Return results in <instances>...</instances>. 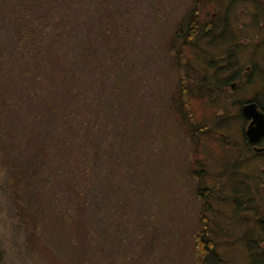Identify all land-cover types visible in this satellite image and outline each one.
<instances>
[{"label": "rangeland", "instance_id": "1", "mask_svg": "<svg viewBox=\"0 0 264 264\" xmlns=\"http://www.w3.org/2000/svg\"><path fill=\"white\" fill-rule=\"evenodd\" d=\"M19 1L0 0V9ZM194 2L105 0L95 18L75 0L87 21L71 15L59 30L34 26V34L0 11L8 37L0 44L33 54L34 75L45 79L43 106L36 91L0 83L17 125L29 117L36 127L32 142L23 133L9 144L0 133L1 264H196L192 238L204 227L216 264L264 255L259 215L247 208L259 192L236 182L255 170L239 165L221 135L241 139L235 102L254 94L264 60L253 39L264 32L254 18L264 0H199V30L172 52ZM23 35L32 43L17 41ZM55 126L60 133H50ZM54 157L67 161L60 179L49 168Z\"/></svg>", "mask_w": 264, "mask_h": 264}, {"label": "trees", "instance_id": "2", "mask_svg": "<svg viewBox=\"0 0 264 264\" xmlns=\"http://www.w3.org/2000/svg\"><path fill=\"white\" fill-rule=\"evenodd\" d=\"M74 1L75 0H67L66 2H63L62 0H20L19 2L15 3L14 6L5 5L2 9H0V11L9 13V18H12L14 15L18 14L21 19L20 27L23 31H26L28 27H31L32 34H34V26L36 33L40 30L42 31V29L44 28H46L47 30L51 29L52 31H57L59 30V26L62 23L64 17L68 18L71 15H74L76 18H78L79 22L87 21V19L91 17V15H88L89 12L78 8L80 5L74 4ZM80 1L81 3L89 6V8L94 11L95 18H98V15L102 10L105 2V0ZM33 3H35L36 6ZM63 3H66V7H63ZM194 3L195 6L190 8L187 13H185L184 18L180 21L179 29L175 31L176 37L173 39V41L171 40V44L173 45V48H171L172 52L173 50H176L178 48V46L175 45L176 39L181 38L183 41H185V39L188 40L195 34L196 29L199 30V24L196 23V14H198L197 7L199 6V0H195ZM59 4H62V8L58 7ZM154 16H159L157 11ZM154 23L155 20H152L151 24ZM68 30L70 31V27L68 28ZM7 39L8 37H0V42L2 43ZM17 41H21L27 44L32 43L30 41V37H26L24 35ZM14 43L17 47V43ZM0 45L5 48V51H7L6 55H0V59L5 60L2 62L5 67L0 69V83L5 85L4 90L9 89L11 91H14V89L16 88V84H18L22 87H26L28 90L36 91L37 94L34 101H36L37 104H41L43 106L45 104V88H43V82L45 81V79L41 81V79H39V77H41L39 73L37 75H34V71L37 68V60L35 59V56L30 52L29 54H24L19 53L18 51L15 52L14 49L10 51V46L7 45L4 47L3 44ZM181 47L183 48V45H181ZM24 51L25 50H23L22 52ZM10 52H14V54L17 53V55H15L16 58H8ZM181 56L178 57V62H181ZM20 62L25 68L23 71L20 68ZM13 73H17V81ZM15 113H18L16 107L10 104L9 99L4 98L0 102L1 135H3L5 139L8 140L7 143L11 144V139L19 142L23 133H28L27 141L23 140V142H32L33 137L31 135L32 133L30 132V129H36V127L34 128V125L32 123L33 119L28 117V120L26 122L18 126V120ZM53 132L55 134L60 133L57 126H55L52 131H50V133ZM110 140L112 139L109 138V141ZM28 149H30V145L28 146ZM59 163H61V161L57 157H54L49 165V168L51 169V174L57 176L60 179L62 177V170L67 167V161L65 160V163H61L62 167L57 171L56 166ZM193 235V245L197 249V254L195 257L196 264H216L217 257L213 249V240L208 237V229L204 227L201 231L198 230L197 233L195 232Z\"/></svg>", "mask_w": 264, "mask_h": 264}, {"label": "flooded vegetation", "instance_id": "3", "mask_svg": "<svg viewBox=\"0 0 264 264\" xmlns=\"http://www.w3.org/2000/svg\"><path fill=\"white\" fill-rule=\"evenodd\" d=\"M264 3L261 2L259 9L255 12L254 18L256 23L260 26L263 25L264 18ZM255 23V24H256ZM253 39L262 43L258 47L260 52L264 53V32L263 31H255L253 35ZM236 45L232 44V47ZM245 69H250V66H245ZM250 81H247V78L244 77L242 80V92H246L248 90V84ZM255 91L254 94L250 95L246 92V95L240 96L239 100L235 102L238 107L237 115L240 119V130H241V139L238 140L237 137L233 134V132L228 131L222 132L224 145L228 146L227 150L238 151L240 153V157L237 156V160L239 161V165H248L252 167L255 172H245V169L241 172L242 179L236 181L239 185H241V190L248 193V187H255V189L259 192L258 197L254 198L251 206L247 208H251L257 210L259 217L256 219L257 223H260V237L257 241L259 243L260 248L264 249V60L261 62V68L258 70L257 81H254ZM218 88L219 85H217ZM230 86H234L233 82H230ZM226 115V112H224ZM223 113V114H224ZM224 115V116H225ZM224 118V117H223ZM200 131L202 129L198 128ZM234 157H230V161ZM244 166V167H245ZM247 167V166H246ZM251 174V175H250ZM244 186V188L242 187ZM246 194V195H247ZM246 204L247 201L252 200L251 198H245ZM259 225V224H258ZM259 229V228H258ZM255 263L264 264V255H260Z\"/></svg>", "mask_w": 264, "mask_h": 264}]
</instances>
